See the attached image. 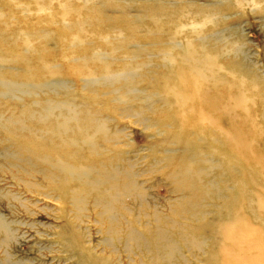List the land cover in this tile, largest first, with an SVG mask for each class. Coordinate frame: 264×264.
<instances>
[{"label": "rangeland", "instance_id": "rangeland-1", "mask_svg": "<svg viewBox=\"0 0 264 264\" xmlns=\"http://www.w3.org/2000/svg\"><path fill=\"white\" fill-rule=\"evenodd\" d=\"M0 264H264V0H0Z\"/></svg>", "mask_w": 264, "mask_h": 264}, {"label": "bare ground", "instance_id": "bare-ground-1", "mask_svg": "<svg viewBox=\"0 0 264 264\" xmlns=\"http://www.w3.org/2000/svg\"><path fill=\"white\" fill-rule=\"evenodd\" d=\"M198 68V67H197ZM201 74V73H200Z\"/></svg>", "mask_w": 264, "mask_h": 264}]
</instances>
